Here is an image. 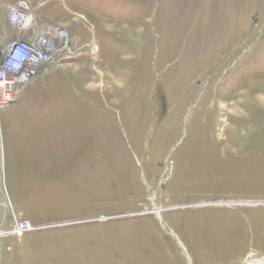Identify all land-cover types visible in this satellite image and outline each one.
Here are the masks:
<instances>
[{
	"label": "rangeland",
	"instance_id": "1",
	"mask_svg": "<svg viewBox=\"0 0 264 264\" xmlns=\"http://www.w3.org/2000/svg\"><path fill=\"white\" fill-rule=\"evenodd\" d=\"M26 4L70 50L0 109V264L264 259V0Z\"/></svg>",
	"mask_w": 264,
	"mask_h": 264
},
{
	"label": "built area",
	"instance_id": "2",
	"mask_svg": "<svg viewBox=\"0 0 264 264\" xmlns=\"http://www.w3.org/2000/svg\"><path fill=\"white\" fill-rule=\"evenodd\" d=\"M26 5L24 0H20L5 7L6 22L15 29L16 38L9 41L7 35H0V109L16 102L24 87L39 75L42 66L53 65L60 53L70 50L58 36L43 33L39 27L34 31L32 24H26L24 14L18 12L29 11ZM55 41H61V44L53 45ZM50 43L53 49L47 52L46 46ZM38 228L28 220L14 216L11 226L0 236L21 237Z\"/></svg>",
	"mask_w": 264,
	"mask_h": 264
},
{
	"label": "bare ground",
	"instance_id": "3",
	"mask_svg": "<svg viewBox=\"0 0 264 264\" xmlns=\"http://www.w3.org/2000/svg\"><path fill=\"white\" fill-rule=\"evenodd\" d=\"M7 5H13V4H7ZM7 5L5 6V7H7ZM18 12L20 13V14H24V16H25V18H26V24L28 23V21H29V18H27L28 17V14L30 13V11H20V10H18ZM32 17H34L35 16V14H30ZM30 24V23H29ZM32 27L33 28H36V30H38V27L40 28V26H39V24H38V22L37 21H35L34 22V26H33V24H32ZM50 34V33H49ZM52 36H58L59 38H61L60 37V35L58 34V33H56V34H54V33H52ZM62 40V39H61ZM59 42H60V44H61V41H55L54 43H53V45H56V46H58L59 45ZM52 49H53V46H52V44L50 43V44H47V46H46V50L45 51H47V52H49V51H52ZM39 74H40V72H39ZM262 97V96H261ZM236 102L233 104L235 107H239V105H237L236 106ZM232 111V110H231ZM232 112H236V111H232ZM239 112V111H238ZM230 113V112H229ZM233 114V113H232ZM236 114H237V112H236ZM232 118H234V117H236V116H231ZM232 126V122H230V121H228V122H226L225 123V129L226 130H228V126ZM233 127V126H232ZM160 211H161V209L160 208H154V212H155V214L157 213V215H159L160 214ZM0 234H1V231H0ZM242 263L243 264H264V259L263 258H259L254 252H252V253H249V254H247L246 256H245V258L242 260Z\"/></svg>",
	"mask_w": 264,
	"mask_h": 264
},
{
	"label": "crops",
	"instance_id": "4",
	"mask_svg": "<svg viewBox=\"0 0 264 264\" xmlns=\"http://www.w3.org/2000/svg\"><path fill=\"white\" fill-rule=\"evenodd\" d=\"M2 155H3V152H2ZM2 160H3V156L2 157H0Z\"/></svg>",
	"mask_w": 264,
	"mask_h": 264
}]
</instances>
